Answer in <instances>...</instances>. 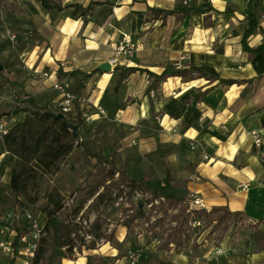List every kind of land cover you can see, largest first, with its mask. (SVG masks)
<instances>
[{
	"label": "crops",
	"instance_id": "obj_1",
	"mask_svg": "<svg viewBox=\"0 0 264 264\" xmlns=\"http://www.w3.org/2000/svg\"><path fill=\"white\" fill-rule=\"evenodd\" d=\"M250 1L65 0L62 6L103 5L74 19L71 10L41 15V38L33 43L22 71L24 92L54 109L60 95L53 86L65 81L75 97L67 121H81L79 142L89 146L87 139L96 143L103 137L101 153L115 149L111 156L132 180L143 179L153 192L180 199L189 209L188 197L195 194L204 209L192 210H222L243 219L233 249L209 248L201 238L198 250H167L138 235L139 245L153 258L143 264H264V48L255 56L242 50ZM178 9L192 11L163 13ZM256 14L264 32V2ZM124 41L135 43L137 50L111 63ZM263 43L258 32L247 40L252 49ZM106 65L108 71L100 69ZM118 67L138 71L115 89ZM166 69L187 75L162 77ZM75 71L86 75H69ZM227 80L241 83H222ZM251 132L260 137L261 147L255 146ZM134 139L139 140L136 150L127 145ZM126 230L116 227L115 243L127 239ZM97 253L109 261L118 255L115 247L105 245L87 255ZM86 261L78 255L61 264ZM104 261L127 264L126 256L115 263ZM0 264L12 263L0 257Z\"/></svg>",
	"mask_w": 264,
	"mask_h": 264
},
{
	"label": "rangeland",
	"instance_id": "obj_2",
	"mask_svg": "<svg viewBox=\"0 0 264 264\" xmlns=\"http://www.w3.org/2000/svg\"><path fill=\"white\" fill-rule=\"evenodd\" d=\"M54 1L61 4L65 0ZM70 10L66 11L70 12ZM45 12L47 11H44L36 0H0V65L3 66L0 72V123L8 128L23 121L26 115L25 112H19L11 116L14 108H26L24 94L28 95L24 90L20 91L12 87L11 83L22 85L21 82L27 79L23 77L22 71L33 43L39 42L41 38V32L38 29H40L41 15ZM35 17L37 19H34ZM130 44L135 43L130 42ZM38 77L37 75L36 78ZM48 108L55 112L53 108ZM65 117L67 118V115ZM12 119H14L13 123ZM77 123L81 125V121ZM73 124L75 125L76 122ZM100 138L103 140L96 143L86 140L91 152L100 154L105 149L104 138ZM138 142V139H134V143L129 142L127 145L136 150ZM107 143L110 144V142ZM114 151L116 150L109 149L107 154H101L108 162L111 159L114 160L115 167L122 171L121 162H118L114 155L111 156L115 153ZM138 156L139 154L135 157ZM12 166V159L0 148V207L4 210L25 211L42 224L46 220V215L42 211L47 204L44 196L50 190H56L63 198L60 219L72 228L74 226L76 228V225L79 228L77 233L71 236L75 243L73 256L69 259L71 261L78 255L87 258V254H92L98 246L105 245L111 249L114 247L117 249V258L109 261L97 253L98 255H90L93 258V264H104V260L115 263L116 259L125 257L128 250L140 248L138 235L143 234L149 242L158 243L159 248L174 251L184 247L191 248L192 251L198 250L202 245L201 238L208 241L209 248L216 249L226 245L227 248L233 249L234 240L239 237L242 218L222 210L195 211L189 209L187 203H174L166 198L145 203V200L151 198L149 194H140L141 197H139L136 193L140 192L130 191L122 182L121 176L113 174L110 163H97L93 158L87 159L80 146H77L60 163L56 174L42 176L35 183L31 196L37 194L36 203L26 204L23 199H20L24 207L14 203L9 195L8 177ZM132 174L137 177L134 172ZM100 184L104 187L99 190V193L103 192L104 197L99 200H95L96 196L90 198L89 191ZM139 203L145 204L144 216L132 224L125 223L137 211ZM80 204L83 206L82 210L76 213ZM120 225L127 229L128 235L123 243L118 244L114 242V231ZM15 229L18 236L24 233L21 226ZM141 248L144 250L143 246ZM142 252L138 264L147 262V259L153 260L151 254L148 257L145 250ZM217 252L218 250L216 255Z\"/></svg>",
	"mask_w": 264,
	"mask_h": 264
},
{
	"label": "trees",
	"instance_id": "obj_3",
	"mask_svg": "<svg viewBox=\"0 0 264 264\" xmlns=\"http://www.w3.org/2000/svg\"><path fill=\"white\" fill-rule=\"evenodd\" d=\"M44 11H63L71 9V18L74 19L76 15L84 17L88 12L95 7L103 5L100 3H90L86 7L78 4H67L62 6L54 0H36ZM263 0H251L248 4L245 19L248 22V29L242 35L241 45L242 50L250 56L257 55L263 48L264 43L259 47L252 49L247 45L248 38L254 33L258 32L264 36V32L258 26L256 8ZM110 5V4H109ZM192 10H174L171 12H163L164 15H174L180 13L187 15ZM161 13V12H159ZM162 13V14H163ZM118 75L116 78L115 89L120 88L123 81L128 75L138 71L136 68L126 69L124 67L117 68ZM69 75H83L77 71ZM187 75L184 71H171L166 69L162 77H181ZM225 85H233L241 83V81H222ZM11 86L23 91V86L17 83H11ZM26 97V108H14L12 115H17L19 112H25L26 115L23 121L15 123L11 126L6 135L1 139L0 146L5 155L10 157L13 161L12 169L9 173L8 188L9 195L14 203H18L24 207L20 199L26 204H34L38 201L37 194L31 196V192L35 188V183L42 178V176L54 175L59 171L60 163L67 158L72 151L77 147H82L83 154L87 159L93 158L97 163H110L113 174L121 176L122 182L132 192H140L142 195L149 194L151 198L145 200V203L151 202L159 198H166L173 202H181L171 195H161L153 192V190L145 185L144 180L136 182L127 176L123 171L115 167L114 161H107L102 155L91 152L89 146L84 142H79L78 137L72 138L70 130L63 124L61 120L53 118V115L60 114L52 112L46 105H37L34 99L24 94ZM64 116V120L67 118ZM79 127V124L76 123ZM164 188H168L167 179L164 180ZM104 185L100 184L93 187L89 191L90 198L93 196L95 200L102 199L104 193H98ZM47 204L42 208L46 215V220L42 222L43 236L41 237L38 250L35 254L34 264H61L62 260L70 259L73 256L75 249L74 239L72 235L79 230L70 227L64 220L60 219L59 213L63 209V198L56 190H50L44 196ZM144 203L138 204L137 211L125 223L132 224L135 220L144 216ZM82 204L76 210V213L82 210ZM99 237V236H96ZM86 264H93V258L87 257Z\"/></svg>",
	"mask_w": 264,
	"mask_h": 264
},
{
	"label": "built area",
	"instance_id": "obj_4",
	"mask_svg": "<svg viewBox=\"0 0 264 264\" xmlns=\"http://www.w3.org/2000/svg\"><path fill=\"white\" fill-rule=\"evenodd\" d=\"M129 43V41H124L116 48L115 57L111 63H116V59L119 56H132L137 48L133 44L129 45ZM53 89L60 95L59 100L54 104L55 111L62 115H67L75 97L69 92L68 84L65 81L55 84ZM99 115L104 117L105 112L99 110ZM89 120L87 118L86 122ZM8 130L9 128L6 125L0 123V140L7 134ZM251 135L255 146L261 147L260 137L254 132H251ZM136 194L141 197L140 193ZM188 201L192 209H204L202 200L195 194H190ZM19 226L24 231L21 236H18L15 231V228ZM42 231V224H39L37 219H33L29 213L4 210L0 207V257L8 259L12 264H34L35 254L43 236ZM142 253L140 248L130 250L126 255L127 264H138ZM217 254L220 255L221 251H218Z\"/></svg>",
	"mask_w": 264,
	"mask_h": 264
},
{
	"label": "water",
	"instance_id": "obj_5",
	"mask_svg": "<svg viewBox=\"0 0 264 264\" xmlns=\"http://www.w3.org/2000/svg\"><path fill=\"white\" fill-rule=\"evenodd\" d=\"M103 71H108L109 70V65L103 66L100 68ZM3 66L0 65V72H2ZM54 119L61 120L63 124L70 130L72 134V138H77L78 137V126L69 123L68 121L64 120V116L62 114H55L53 115Z\"/></svg>",
	"mask_w": 264,
	"mask_h": 264
}]
</instances>
